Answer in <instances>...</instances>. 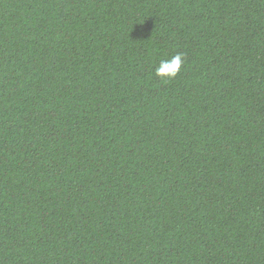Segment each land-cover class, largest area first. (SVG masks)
Returning <instances> with one entry per match:
<instances>
[{
	"label": "trees",
	"instance_id": "trees-1",
	"mask_svg": "<svg viewBox=\"0 0 264 264\" xmlns=\"http://www.w3.org/2000/svg\"><path fill=\"white\" fill-rule=\"evenodd\" d=\"M0 264H264V0H0Z\"/></svg>",
	"mask_w": 264,
	"mask_h": 264
},
{
	"label": "clouds",
	"instance_id": "clouds-1",
	"mask_svg": "<svg viewBox=\"0 0 264 264\" xmlns=\"http://www.w3.org/2000/svg\"><path fill=\"white\" fill-rule=\"evenodd\" d=\"M183 55V53H177L169 60H161L159 66L155 70L156 75L168 78L177 76L184 62Z\"/></svg>",
	"mask_w": 264,
	"mask_h": 264
}]
</instances>
